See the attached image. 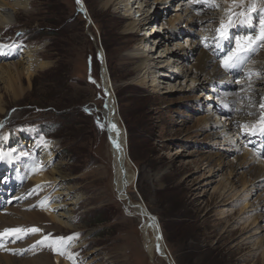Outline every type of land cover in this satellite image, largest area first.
<instances>
[{
	"label": "rangeland",
	"instance_id": "374dc122",
	"mask_svg": "<svg viewBox=\"0 0 264 264\" xmlns=\"http://www.w3.org/2000/svg\"><path fill=\"white\" fill-rule=\"evenodd\" d=\"M81 1L86 14L77 0H28L25 7L0 8V44L6 46L0 54V154L4 157L0 160V229L4 225L42 230L3 242L0 255L29 258L47 252L54 263L63 255L37 244L51 234L53 238L76 236L64 256L79 264L87 260L89 264H170L161 253L162 244L154 246L161 230L165 249L176 264H264L260 181L241 168L235 151L226 149L229 146L212 148L206 144V133L196 135L202 108L214 111L219 121L231 112L213 110L218 96H210L201 72L184 74L183 67L192 66L190 54L185 62L163 52L179 44L191 51L189 31L159 44L166 21L181 0H174L169 9L164 0ZM186 1L199 17L226 16L228 9H238L232 7V0H214L218 8ZM250 2L244 0L245 9ZM252 16L249 26L258 27L256 14ZM146 17L152 19L140 28ZM132 21L136 33L127 29ZM140 50L150 58L144 69L134 71L137 59L132 57ZM19 61L25 67L21 93L10 86L4 65ZM29 62L32 72L27 76ZM153 78L160 86L157 90ZM110 100L130 174L121 188L103 112ZM234 124L231 139L243 132L247 144L242 143V148L247 145L263 157L254 143L259 144L260 137L244 131V125L251 129L250 125ZM34 137L41 148L49 145L52 154L51 160L31 165L40 171L33 173L47 174L46 180L36 181L28 174L35 155ZM240 152L243 155L244 150ZM54 166L60 172L52 174ZM37 185L41 189L30 195ZM241 196L246 200L239 198L229 205ZM45 200L47 205L41 207ZM139 204L157 218L159 229L150 224ZM234 207V216L223 223L218 220L220 211ZM62 210L71 214L72 225L61 223ZM35 211L42 213V220L29 225L33 222L22 213ZM246 223L250 226L244 229ZM246 236L249 240H244Z\"/></svg>",
	"mask_w": 264,
	"mask_h": 264
},
{
	"label": "bare ground",
	"instance_id": "6f19581e",
	"mask_svg": "<svg viewBox=\"0 0 264 264\" xmlns=\"http://www.w3.org/2000/svg\"><path fill=\"white\" fill-rule=\"evenodd\" d=\"M173 1L174 0H164V2L167 3L166 4L167 9H169L168 7L173 8L175 6ZM225 2H227V1L225 0ZM251 3L252 2H250L248 4V6ZM27 4H28V0H0V8L2 9V11L7 10V9H13L16 6L25 7ZM256 4L258 6L257 11H259L260 7L264 6V0H256ZM126 5H128V4H126ZM192 6H195V5H192ZM201 7L205 8L204 6H202V4H201ZM197 8H199V7H197ZM193 10H191V6H189L188 1L181 0V2H179V4H177V7L174 8L175 13L171 15V17L169 18L168 21H166L167 25H165V27H164V29H166V30H164V32L162 34L163 37L158 39L159 44L163 45L166 42V40L167 41L172 40L171 39L172 36H178L183 31H189L192 34L191 35L192 39L191 40L189 39L191 41V43H190L191 48H192L191 51H187L188 49H186V47H184L182 44H179L180 45L179 48H177L175 50L169 48V49H165L163 52L164 53L167 52L168 54H170V56L175 57V59H177V60H178V58L183 59L185 62H186V59L189 58V54H190V57L192 60V62H191L192 66L191 67H185L184 66L183 67L184 74H186V76H188V73H190V72H194L195 74L201 72L204 75V77H206V79L208 80V85L206 86V88L208 89V92H210V96H213V94L214 95L216 94L215 96H218V97H216L215 105L213 104V106H214L213 110H215L216 112H218L217 110H220V111H224V112L230 111L231 113H236L234 115V117H231V115H232L231 113H230V115L227 114L228 119L222 118V120L219 121L217 118H214V116L212 114L214 111H211L206 107L202 108V110H201V107H199L198 110H201L202 114H201V116L197 117V123L198 124L197 123L196 124L198 126V129H197L196 135L200 136L201 133H206L207 135H205L204 139H208L206 144L209 147L213 148V147H216L219 145H226L227 147L229 146L226 149H233L235 151V153L237 154L236 155L237 162L241 166V168L243 167L245 169H248V171L250 170L251 173H253L255 175L254 179L256 178V179H258V181H260L259 185L261 186V189L264 190V143L263 142H262V144L259 143L262 146V150H261L262 154H260V155H262L263 157H261V156H258L256 153H254L253 150L250 147H248L247 145L244 146V148H242V146H243L242 143L247 144V138L244 137L245 135L242 134L243 132L240 131V134H241L240 135L239 131H238V135H236V140L231 139V137L229 136L230 133H232V131L235 132L236 128L234 126L235 125L234 122L246 121L250 125V127L252 128L253 127L252 125L255 124V122L259 119L260 115L264 114V109L260 108V105L264 104V74H262L260 77L252 76L251 80H249L247 78L246 72L245 73H241L238 71L237 72H226L221 67L220 59H219L218 54H217V50L211 46L205 47L206 42L204 40V37H206V36L209 37V40L207 41V43L209 45H212L213 42H212L211 37L215 34L214 30L217 27H219V23H220L221 18L227 19V15L226 16L220 15L217 17H214V15L211 17L209 15L208 16L205 15V16L199 17V16L195 15V14H197V12L194 13ZM241 10H242L241 8H238L236 11H233V12H239ZM218 17H220V18H218ZM151 19L152 18L146 17L145 21L142 22V24L139 27L140 28H143V26L145 27V25L147 23H149L148 21ZM154 26L155 25H153L152 27H154ZM250 26H248V27H250ZM135 27H136V23H135V21H132L128 24L127 29L131 30V31H129L131 33L133 31H134V33H136L138 31V29L135 31L134 30ZM153 30H155V29H153ZM233 31L234 32H240L241 30L237 27V28L233 29ZM154 33H156V32H154ZM225 43H227V42H225ZM145 53L146 52L144 50H142V51L140 50V52H138L137 54L135 53V55L132 57V58L135 57L137 59L134 71H141L142 69H144L143 65L146 64V62L150 58L149 55L148 54L145 55ZM159 57H162V55ZM129 58H131V57H129ZM253 60L255 61V63L247 65V69H251V70H262V69H264V49H259L257 51V53L253 56ZM181 63H183V62H181ZM4 65L7 67V70L9 71V74H10L9 78H8V80H9L8 82H9L10 86L12 85L13 87L16 88V90L18 92L21 93L22 89H21L20 85L23 82L22 76L25 72L24 71L25 67H24L23 62L22 61L10 62L9 64L5 63ZM31 66H32L31 62H29V65L26 67V69H27L26 75L27 76L31 75V72H32ZM188 66H189V64H188ZM162 75H166V74H162ZM200 79H202V78H200ZM103 81H104V85H105V90H107L106 77H104ZM152 82H153L152 83L153 88L155 90H157V88L160 87V86H158V84H154V82H157V79L153 78ZM142 83H145V81L143 80ZM0 104H1V99H0ZM195 110H197V109H195ZM103 112L105 115L107 128L109 129V134H110L109 138H110V144L112 146V152L114 154L115 161H116V165L114 166V168L119 169V171H118L119 177L117 178L118 180H116V181H117L118 186L121 188L122 182H124L125 178H128L130 176V174H129V172L126 173L127 169L125 168V164L127 163V161L125 159L124 149L122 147L123 145H121V143H120L122 131L119 130V127L117 126L118 118H117V115L115 114L114 105H113L111 100L107 104V106L105 107ZM248 113H252V115H249ZM112 125H115V129L112 127ZM262 136L264 137V135H262ZM113 141H116L119 143V145H120L119 150L115 147ZM126 142L127 141L125 140V145H127ZM252 145H253V143H252ZM125 147H127V146H125ZM44 149H45L44 153L47 154V156L45 155L46 159L51 160L52 154H49L48 148H44ZM125 149H126V157L128 158V155H127L128 150H127V148H125ZM242 150H244L243 155L240 154L241 153L240 151H242ZM210 156L213 157V155H210ZM220 165H221V163H220ZM239 165H238V167H239ZM230 167H231V169L233 168V166H230ZM234 168L236 169V167H234ZM36 171H39V170H36ZM51 172H52V174L58 173V172H60V169H59V167L54 166V168ZM247 172L245 174H247ZM26 173H27V171H26ZM28 174L31 175V177H35L34 180H36V181H41V180L47 179V174L44 175V177H42V174H39L37 172L33 173V169H31L30 173H28ZM253 181L255 182L256 180H253ZM252 185H253V183H252ZM244 189H245V187H244ZM248 189H250V188H248ZM235 194H237V193H235ZM221 196H222V198H225L226 194H223V195L221 194ZM228 196H230V194ZM227 198H225V199H227ZM229 198H231V197H229ZM239 198L243 199V201L246 200V198H244V196H241V197H238V198L231 200L229 202V205H235L236 203H238L239 202L238 200H240ZM222 200H221V202H222ZM55 202L57 203L58 200H56ZM57 205L59 206V203ZM251 206H252V204H251ZM52 208H53V206H52ZM143 208L145 209L144 206H143ZM242 209H244V207ZM55 210H56V208H55ZM145 210H147V209H145ZM236 211L237 210H235V207L231 208L229 211L228 210H222V211H220V213H218V215H219L218 220H220L223 223V219L231 218L232 216H234ZM22 216L24 219L29 218L30 221L33 222V223L29 222V225H35L36 226V225H38L40 220H42V213L41 212L35 211L33 213L32 212L31 213H22ZM144 216H146L149 219V217L147 215H144ZM62 218H63L61 220L62 224L72 225L71 224V222H72L71 214L66 213V210L62 212ZM245 222H246V220H245ZM247 223L244 226V229L249 228L250 224H247ZM152 225L157 226L158 221L153 220ZM4 229H6V228L3 225V229H0V231H3ZM234 229L235 228L231 229L228 232V235L232 234ZM242 233H246V232L243 231ZM243 238H244V240H249L248 236L243 237ZM9 239H11V237L4 240L3 242H5ZM160 243L162 244L161 253H163V252L167 253L168 250L165 249L163 240H161ZM248 243H249L248 241L245 243L246 247H247ZM82 245L84 246V244H82ZM155 245H157V244L154 243V246ZM157 246H158V248H160L159 245H157ZM238 247L243 248L241 243H239ZM150 248L152 249L153 245ZM163 249H164V251H163ZM65 251H69V249H66ZM167 254H169V253H167ZM63 257L64 258L56 257V260H54V263H53V260H51L50 256L47 254V252H41L39 255L29 257V258H16V257H12V256H7V255H0V264H79V262L74 258H68V257H65L64 255H63ZM262 257L264 258V252H263ZM65 260H67V261H65ZM89 261L90 260H87L84 264H87V263L89 264Z\"/></svg>",
	"mask_w": 264,
	"mask_h": 264
},
{
	"label": "snow or ice",
	"instance_id": "6c2138e0",
	"mask_svg": "<svg viewBox=\"0 0 264 264\" xmlns=\"http://www.w3.org/2000/svg\"><path fill=\"white\" fill-rule=\"evenodd\" d=\"M197 2L202 3L204 7L208 8L219 7V5L214 2V0H197ZM77 3L80 4L81 0H77ZM232 7L241 8L242 10L239 12H233L231 9H228L226 11L227 19L221 18L219 27L214 30L215 34L211 37L213 42L212 45L207 43L209 37H204L206 42L205 47L211 46L217 50L221 67L226 72H246L247 78L251 80L252 76L260 77L262 74H264V69H247V65L255 63L253 56L257 53V51L259 49H264V6L260 7L259 11H257L256 0H252V3L245 9L244 0H232ZM253 13L256 14L258 27H248L252 24ZM197 14H199V11H197ZM237 27L241 31H245L247 34L240 35L238 32H234L233 29ZM5 47V45L0 44V54H3V49ZM12 47L15 48L18 46L13 45ZM260 108L264 109V104H261ZM248 114L252 115V113ZM257 125L259 127H257ZM100 126L103 127V125ZM112 127L115 129V125H112ZM244 131L252 135H256L257 133L264 135V114L260 115L252 129H249L245 124ZM113 143L119 150V143L116 141H113ZM3 159V155L0 154V160ZM33 171H36V168H34ZM39 189H41V185H37L36 188L33 189L29 194H35ZM47 203V200H45L40 206L45 207ZM41 231V229L36 227L29 229H4L3 231H0V248L4 247L3 241L10 237L13 238V240H18L23 239L25 233H37ZM75 238L76 236L53 238L51 237V234H49L48 236H44L42 240L37 241V244L44 247H49L60 255H65V250L70 246V242ZM35 247V244L32 245V248ZM69 258L72 257L69 256Z\"/></svg>",
	"mask_w": 264,
	"mask_h": 264
},
{
	"label": "water",
	"instance_id": "95a60500",
	"mask_svg": "<svg viewBox=\"0 0 264 264\" xmlns=\"http://www.w3.org/2000/svg\"><path fill=\"white\" fill-rule=\"evenodd\" d=\"M84 4H85L84 1L83 2L81 1L82 9L84 8V6H83ZM83 11L86 14L87 10L85 8L83 9ZM117 114L119 116L118 111H117ZM123 185H124V187H123V189H124L125 186L127 185L126 182ZM141 205L142 204H139L142 214L143 215H147L149 217V219L151 220V221L149 220L150 224L152 225V221L153 220L157 221V218L154 215H152L151 213H149L147 210H145ZM157 227L160 228L158 225H157ZM161 240H163V234H162L161 230H158L157 235L155 237V243L160 246V241ZM163 251H164V249H163ZM163 255L170 262V264H176L175 260L172 258V256H170L169 254H167L165 252H163Z\"/></svg>",
	"mask_w": 264,
	"mask_h": 264
}]
</instances>
